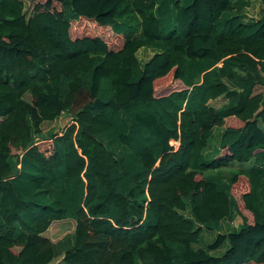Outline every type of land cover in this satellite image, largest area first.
Listing matches in <instances>:
<instances>
[{"label": "trees", "instance_id": "trees-1", "mask_svg": "<svg viewBox=\"0 0 264 264\" xmlns=\"http://www.w3.org/2000/svg\"><path fill=\"white\" fill-rule=\"evenodd\" d=\"M251 2L0 0V264H264Z\"/></svg>", "mask_w": 264, "mask_h": 264}, {"label": "rangeland", "instance_id": "rangeland-1", "mask_svg": "<svg viewBox=\"0 0 264 264\" xmlns=\"http://www.w3.org/2000/svg\"><path fill=\"white\" fill-rule=\"evenodd\" d=\"M24 2V6L26 8L27 13H29L33 7V3L34 0H23ZM262 4L260 2V0H252L251 4L249 6H247L245 8L244 11V15H245V19L249 20V19H256L260 16L261 12H262ZM153 50L148 48V47H142L137 51L138 57L141 60H145L148 56H150L152 54ZM179 84H169V86H166L165 88H162L161 90H158L157 93H164L169 91L170 89L179 87ZM26 97L29 99V95H26ZM68 117L63 116L61 117L59 120H53V121H44L41 125L42 127V134L44 136L48 135L50 132L58 129L59 127H62L64 123H66ZM236 123H240V121H234ZM220 126H216L215 128V135L213 136V139L211 141L210 139V143L209 145L206 146V151H213L218 144V134H220L221 131ZM39 135H36V140H40L42 137H38ZM173 144H177L174 140H172ZM237 163H233L232 165H223L221 167V169L223 170V173L225 175L229 174L228 172L234 168V166H237ZM239 165H243L246 166V164H239ZM235 192H237V189L235 190ZM187 215V211L184 212ZM241 218L240 217H236V219L233 221V225H237L238 223H240ZM222 229L224 231L227 230L226 224L223 223ZM73 230V220L72 219H65V220H56L52 223V225L49 227V229L47 230V235L53 239L56 240L57 238H59L60 236H62L64 233L66 232H71ZM218 231V230H217ZM217 231H210V232H203L204 233V240H211L214 235L216 234ZM198 245L200 244L197 243ZM215 253H219L220 250L218 251H214Z\"/></svg>", "mask_w": 264, "mask_h": 264}, {"label": "crops", "instance_id": "crops-1", "mask_svg": "<svg viewBox=\"0 0 264 264\" xmlns=\"http://www.w3.org/2000/svg\"><path fill=\"white\" fill-rule=\"evenodd\" d=\"M47 230H48V229H47ZM47 230L45 231V234H46V235H47V233H46V232H47ZM224 246H226V245H224ZM222 250H223V249H222Z\"/></svg>", "mask_w": 264, "mask_h": 264}]
</instances>
